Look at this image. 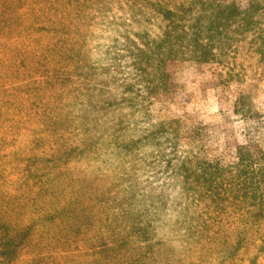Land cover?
<instances>
[{
  "label": "trees",
  "instance_id": "16d2710c",
  "mask_svg": "<svg viewBox=\"0 0 264 264\" xmlns=\"http://www.w3.org/2000/svg\"><path fill=\"white\" fill-rule=\"evenodd\" d=\"M72 1L63 4L69 8L66 24L54 30L69 46L66 52L56 45L64 59L54 61L60 64L55 70L70 66V73L40 72L43 63L23 62L32 73L10 83L11 89H0L9 96L20 84L34 88L0 100V111H13V121L34 120L28 123L30 139L14 149L19 163L13 169L19 165L22 171L1 172L11 181L4 177L0 183V264H255L259 252L264 254V156L255 161L239 148L236 164L173 178L167 194L150 196L138 188L137 164L144 160L151 169L158 162L153 150L162 144L158 139L169 141L165 126L156 133L139 131L137 119L146 96L167 86L172 61H217L240 42L264 59V4L118 0L116 16L107 0ZM25 4L36 2L16 3ZM8 16L4 6L0 35L13 40L3 28L14 26L16 16ZM92 20L114 28V36L101 35L112 43L101 61L93 49L83 51L94 37L88 28ZM30 57H38L35 50L26 60ZM51 79L62 88L45 89L56 83ZM106 80L123 89H111ZM9 122L4 118L0 126ZM122 163L120 178L108 181ZM113 164L116 168L106 169ZM255 234L257 254L245 258Z\"/></svg>",
  "mask_w": 264,
  "mask_h": 264
},
{
  "label": "rangeland",
  "instance_id": "374dc122",
  "mask_svg": "<svg viewBox=\"0 0 264 264\" xmlns=\"http://www.w3.org/2000/svg\"><path fill=\"white\" fill-rule=\"evenodd\" d=\"M1 1L9 11L8 19H13L14 16L16 19L14 26L6 25L3 28L11 32L14 39L9 40L0 35V89H11L12 87L8 86L10 83L32 73L22 67L23 62L25 66L32 63H39L40 66L43 63L45 70L40 72L70 73V66L65 70H55L60 64H55L54 61L60 63L64 59V53L60 56L56 53L58 50L56 45L61 46L66 52L69 46L65 45L64 37L59 36L54 30L66 24V13L69 8L63 4L73 5V1L32 0L36 4L29 5L41 7L40 12L31 6L27 7V4L17 7L16 3L19 0ZM107 1L116 7L114 15L118 16L119 9L116 4L118 0ZM119 1L124 3V0ZM222 1L233 2L241 8L247 7L249 3V0ZM258 1L264 4V0ZM4 6L0 7V11ZM83 13L86 14L87 11ZM89 27L94 37L87 39L83 51L93 49L94 59L101 61L103 60L101 52L105 51L107 46H112L107 39L102 40L101 35L104 33L114 36V28L112 23L106 26L99 24L97 20H92ZM84 28L80 26L79 33H82ZM75 37L78 43L80 38L76 33ZM99 43L102 46H99L98 50ZM45 49L49 51L40 54V50ZM34 50L38 57L26 60ZM38 75L39 72L36 76ZM167 75L165 89L146 96L137 119L139 131L146 129L148 132L156 133L161 126H165L163 130L169 141L164 143L165 139L162 136V139H158L162 141L161 146L156 145L153 148L158 160L153 164L156 165L155 168L152 166L151 169H146L144 160L138 162L137 166L142 168L136 177L141 191L150 196L161 193L165 195L170 191L173 178L179 180L186 174L232 166L238 162V150L242 147L249 151L255 161L264 156V59L255 49L240 42L232 54L217 61L204 63L195 60H175L168 64ZM92 79L96 83L101 81L98 75ZM51 80L56 83L45 85V89L62 88L61 81ZM72 82L75 83V87H79L77 76ZM105 83L111 89H123L122 86L108 84V80ZM19 87L21 89L10 91L9 96L0 90V100L21 97L29 89H34L33 87L25 89V84H20ZM4 118H8L10 122L6 126H0V177H2L0 183H3L5 177L3 174L14 170L22 171L19 165L13 169V163H19V154L14 149L30 139L28 123L34 121L26 119L20 122L18 117L13 121V111H9L8 115L0 111V121ZM11 124L12 130L8 129ZM145 147L146 145L143 149ZM8 161L11 163H7ZM122 164L120 169L108 177V181L109 178H120V172L124 171V163ZM114 168L116 166L113 164L112 168L108 166L106 169ZM184 168L187 172L183 171ZM15 175L14 177H17ZM6 181L10 184L11 180L6 178ZM259 236L257 234L252 236L248 250L243 254L245 258H255L260 245ZM83 243L86 246L92 244L86 240H83ZM80 248L84 249V246L80 244ZM255 264H264V254L259 252Z\"/></svg>",
  "mask_w": 264,
  "mask_h": 264
}]
</instances>
